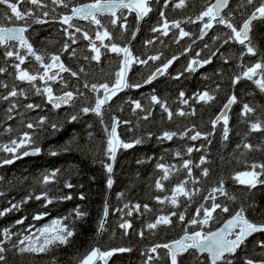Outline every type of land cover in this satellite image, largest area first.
<instances>
[{"label":"trees","instance_id":"1","mask_svg":"<svg viewBox=\"0 0 264 264\" xmlns=\"http://www.w3.org/2000/svg\"><path fill=\"white\" fill-rule=\"evenodd\" d=\"M87 1L92 0H65L67 8L59 4L54 5L51 0H43L47 5L43 9L30 4L21 5L22 10L32 8L36 16L48 21L43 24L30 21L31 27L26 34L33 48L45 57V63L51 62V56L59 55L65 67L78 73L76 77L70 72L52 69L49 74L58 75L55 80L47 83L37 80L35 85H31L18 81L16 70L12 67L18 61L14 57H5V48L0 47V67L7 69L6 72L0 73V144H7L23 131H29L33 135L34 143L27 146V150L31 152L33 148L41 149L39 154L29 156H22L25 149H20V159L15 160L13 164L0 166V177H3V180H0V192L4 193L0 196V211L10 208L12 204L19 205L17 209L0 216V239H3L5 228L13 233L11 240L5 243L8 249L5 253L6 264H79L83 256L97 245L102 250L130 249L115 253L107 264H170L167 249L158 248L155 253L151 252V249L179 238L186 228L188 232L200 230V226H191L188 221L196 218L201 205L211 206L213 201L208 198L210 194L215 195L216 203L226 205L229 212L217 209L210 223L203 226L204 232H210L220 226L241 207L246 208L245 215L248 219L256 223L264 222V184H257L256 188L251 189L235 179L238 173L250 171L252 163H264V131L250 130L252 122L264 121V92L246 78L241 79L239 83H233L234 78L242 75L247 67L264 58V21H253L250 33L257 55H243L242 58L241 54L246 49L238 42L228 40L230 29L224 25L214 23L201 37L203 22L197 21L196 16L213 0H187L183 8L175 7L179 0H152V11L140 22L136 13L125 9L123 13L126 16L127 30L121 29L119 23L116 26L111 25L108 16H101L99 18L112 35L111 41L106 38L98 42V29L94 24L87 20L74 19L72 23L80 27L82 32L75 33L76 43H72L64 31L67 25L62 24L60 18L70 12L73 6ZM258 3L259 0H256V5ZM256 5H248L246 0H232L224 15L230 16L234 25L239 28ZM5 11V6H0V25L23 23L2 19ZM43 11L49 12V15L43 17ZM161 12L164 13L163 17ZM189 18L195 22H190ZM165 19L169 22L168 34L153 32V28H162ZM173 21H180L181 28L190 35L181 38L179 29L171 27ZM85 31L100 49L99 61L91 59L95 53L89 40L83 38ZM99 31L102 32L103 29ZM69 32L74 33V29H69ZM150 40L152 43H147ZM225 40H228V43H224ZM65 43L70 45L67 51L63 47ZM110 43L121 47L129 44L133 55L140 59L162 55L159 60H149L146 65H131L128 82L143 84V87L127 88L120 92L104 106L101 122V117L92 112L85 114L81 109L94 106L96 96L90 87L85 88L84 84L107 82L111 85L115 80V73L120 69L122 54L118 56L104 47ZM73 50L75 55L72 54ZM20 51L24 54V50ZM174 56L178 59L174 60L163 75L157 76L150 84H144L145 79ZM193 59H210L211 62L202 67L197 66L195 72L185 71ZM22 68L35 72L38 65L34 58L29 56ZM81 68L84 69L83 72L80 71ZM3 84L8 87H3ZM45 86H50L54 95H61L66 91L73 92L75 99L55 108L48 103L46 94L42 92ZM14 87L18 93L23 90L24 94L3 99ZM36 87L41 89V94L36 93ZM205 91L215 99L210 103L198 102L196 95ZM181 92L185 94L183 98L180 97ZM152 95L167 103L173 113L171 119L159 104L151 102ZM233 95L237 97V102L231 106L228 114L229 133L228 139L225 140L223 121L217 122L215 128L212 121ZM184 99L188 100V104L182 103ZM135 100L140 101L142 109L133 111L134 105L131 101ZM28 104L39 107L28 109ZM244 104L254 108L255 112L248 116L242 115ZM12 105H15V108L9 113L8 109ZM193 109L195 115L187 114ZM181 110L186 115H178ZM9 115L13 118L9 119ZM74 115L77 119L71 120ZM145 115H148V119H144ZM41 117H46L42 126L31 130L25 127L29 122L36 124ZM113 118L121 122L119 131L123 141L133 142L141 139L142 143L130 149L121 148L113 171L109 174L105 167L111 163L106 153L108 135L105 128L111 130ZM125 121L127 123H124ZM52 124L58 126L56 130L52 129ZM9 126L12 128L10 133L5 131ZM189 129L192 131H188ZM166 131L178 135L172 140L161 139ZM197 131L202 134L201 137L195 141L191 140L189 137ZM185 132L187 135H181ZM246 143L252 144L254 149L249 151L244 148ZM189 147L194 149L191 154L187 153ZM53 152L57 154L52 155ZM177 152L181 153L179 157L175 155ZM11 156L10 153L0 151V161ZM201 157H204L206 162L196 167ZM186 160L192 161L191 178L187 176V169L181 167ZM158 163L175 166L169 178L161 181L163 190L156 187V181L163 175L162 170L156 167ZM203 168L209 170L207 177L202 175ZM56 170L58 172L55 178L47 184L43 183V177ZM109 177L113 180L111 188L107 185ZM260 179L264 180V176ZM185 180L188 181L186 188L199 190L191 200L180 196L178 206H173L169 201L160 203L156 199L171 197L172 189ZM193 180L198 182L193 184ZM220 181H223L228 196L219 192L212 193L213 188L219 187ZM67 184L72 187H67ZM43 193H47V197L52 199L51 204L45 206L44 199H35V196ZM81 195L84 199L80 198ZM29 196L32 199H27ZM66 196H71V199H64ZM25 200L27 202H24ZM126 204L129 207L125 208ZM136 204L141 205L139 210L134 208ZM144 205H148L147 210ZM106 207L108 215L101 231L100 222L104 218ZM75 209L87 215L83 219H75ZM173 212L177 215L171 216ZM43 213H48L43 220H33L35 215ZM180 214L185 216L183 222L178 219ZM162 215L171 216L172 223L160 225L155 229L147 227ZM65 216L69 217L65 221L68 224H72L75 219L73 226L76 233L67 246L53 248L46 254L39 255L20 254L12 247L18 239L30 234L28 229L31 225L39 228L54 218ZM202 218L201 210L199 219ZM21 219L23 224H17L16 221ZM126 221L131 223V228L121 229L119 225ZM32 231L34 232L35 228H32ZM141 232L143 236L140 235ZM261 241H264V233H254L236 254L229 258L233 264H244L245 259H264V249L259 246ZM193 252L194 256L190 254ZM149 256L153 257L150 261ZM196 257H199L200 264H211L207 253L196 250H190L178 259L181 264H197Z\"/></svg>","mask_w":264,"mask_h":264},{"label":"snow or ice","instance_id":"2","mask_svg":"<svg viewBox=\"0 0 264 264\" xmlns=\"http://www.w3.org/2000/svg\"><path fill=\"white\" fill-rule=\"evenodd\" d=\"M54 5H63L65 8L68 7V4L65 3V0H51ZM152 0H94L93 3L82 4L77 7L71 8L70 15H62L60 20L61 23L67 25L64 29L66 34L68 35L69 40L72 43H76L75 33H81L82 29L77 27L72 23L74 19L87 20L91 24H94L97 27L96 39L103 41L104 39H109L111 41L112 35L102 23L99 17L108 16L109 23L113 26H116L119 23V26L123 30H127L126 16H124L123 10L127 9L130 12H135L137 18L143 19L148 16L152 11L151 5ZM248 5H256V0H246ZM22 4H30L35 8L43 9L46 8L47 5L43 3V0H0V6H5L6 11L3 13L2 19H5L9 22H23L17 26L7 27L0 26V47H4V56L7 58H15L17 63L13 64L12 67L16 70V80L21 82H27L31 85H35L37 80L51 81L55 80L58 73L49 74L53 68H59L60 72H70L73 77L78 75L77 72L71 71V69L65 67L63 62L60 59L59 55H53L50 57L51 62L45 63V57L38 53L33 45L29 42L28 37L25 33L28 32V29L31 27V23L43 24L48 21L42 19L41 17L36 16L35 12L32 8H28L26 10H22ZM187 4V0H179L178 3L175 4L176 8H183ZM229 0H215V3H210L208 6L204 8L203 11L196 16L197 21L203 22V27L201 29V37L206 34V30L211 29L214 23H218L224 25L226 28L230 29V34L228 35V40H234L238 42L240 45H243L246 51L241 54V58L243 55H257V50L254 46L252 38L250 37V32L252 31L253 21L261 20L264 21V0H259L258 5L254 7V10L248 15V17L243 21L242 25L238 28L232 22L230 16L222 15V12L225 8L228 7ZM167 5H165L166 7ZM120 13V15H118ZM49 12L43 11L42 16L47 17ZM161 17L164 16V13H160ZM207 18V19H206ZM190 22L192 21L189 18ZM180 21H173L171 23L172 28L179 29V36L181 38L187 37L190 35L189 32L184 31L181 28ZM69 29H74L73 32H69ZM99 29H103V31H99ZM139 29H137L138 31ZM169 30V22L165 19L163 21L162 28H153V32H162L163 35H167ZM83 38L88 39L89 43L92 45V51L95 53L91 57L92 60L99 61L101 58L100 49L96 46L95 42L91 40L88 36V33L83 32ZM135 38V34H133V39ZM228 40H225L224 43H228ZM147 43H152V41H148ZM64 50L67 51L70 45L68 43L64 44ZM105 48H108L112 53L120 56L122 54V63L120 66V70L115 73V80L110 85L109 83H101V84H91L89 85L87 82L84 84L85 88H89L90 90L96 94L94 106L91 107H83L81 111L85 114L92 112L98 117H101V122H103V109L104 106L109 104L111 99L116 96L119 92L127 89V88H141L143 84H130L127 80V73L131 68V65L135 63L146 65L149 60L157 61L160 59V55L149 56L147 59H140L133 55L131 49L127 46L121 47L116 43H110V45H104ZM20 50H24V54H21ZM75 55V50L72 52ZM199 55V54H197ZM215 55V53L213 54ZM31 56L36 61L38 68L35 72H30L26 68H22V65L25 64L28 57ZM87 59V58H86ZM178 59V57H172V59L167 60V62L163 63L161 67L156 69V72L152 73L147 79H145L144 84H150L153 80L157 78V73L163 75L170 65L174 62V60ZM210 59H206L203 61H199L197 59H193L188 64L185 71L187 72H195L198 67H202L204 64L210 63ZM43 69L41 72L40 70ZM7 69L0 67V73L6 72ZM81 72L84 71L83 68L80 69ZM182 75V73H181ZM178 78V77H177ZM246 78L247 80L253 81L259 89L264 92V58L261 59L260 62H256L253 65L246 68L243 71L242 75L236 76L233 80V83H239L241 79ZM3 87L7 88V84H3ZM101 90H103L101 95ZM37 94H41V89L39 87L35 88ZM43 94H46L48 103L52 104L53 107L59 108L62 104L68 103L75 99V94L70 91H66L63 95L55 96L53 94V89L50 86H45L42 90ZM23 95L24 92L21 90L19 93L14 87L7 96H4L3 99L7 100L9 97H16L17 95ZM83 95V93H80ZM184 93H180V97H184ZM198 102L210 103L215 99V97L209 92L205 91L203 93H198L195 97ZM150 100L154 104H159L163 111L168 114V118L171 119L173 113L169 110L167 103L161 101L156 95H152ZM237 102V97L235 95L231 96L224 105V111L218 115L215 120L212 121L213 128H215L217 122L223 121V137L225 140L228 139V110L230 106ZM134 105L133 111L137 109H142V105L139 100L131 101ZM182 103L188 104V100H182ZM28 109H34L39 107L38 105L28 104L26 105ZM15 108V105H12L8 112L11 113ZM255 109L250 107L248 104L243 105L242 115L248 116L250 113H254ZM150 111L148 115H150ZM190 115H195V110L193 109ZM148 115L144 116V119H148ZM178 115L184 116L186 113L184 111H179ZM9 119L13 117L9 115ZM77 117L74 115L71 117V120H76ZM46 121V117H41L36 124L31 122L27 123L25 127L27 129H34L38 126H42ZM121 122L116 118H113V123L111 126V131H108L105 128V131L108 135L107 140V148L106 153L112 161L116 159V153L119 149H130L135 145L141 144V139H136L133 142H125L120 139L117 134V127ZM124 123H127L125 121ZM53 130L57 129L56 124L51 125ZM250 130L252 132H260L264 131V121L257 120L250 124ZM7 132H11L12 128L9 126L5 129ZM188 131H192L189 129ZM91 135V134H89ZM178 134L175 132H164L161 139L172 140L173 137ZM181 135H187V132L182 133ZM200 132H195L194 135H191L189 138L193 141L197 140L201 137ZM34 143L33 135L29 131H23L17 138L11 139L7 144H0V151L4 153H10L12 156L10 158H5L0 161V166L10 165L21 158V154H18L20 149H25L22 152V156L36 155L39 154L40 148H33L32 151L27 150V146H30ZM244 148L252 151L254 146L252 144H244ZM193 148L189 147L187 149V153L191 154L193 152ZM199 150V149H196ZM52 155H56L57 153L53 152ZM177 157L181 155L180 152L175 154ZM206 162L204 157H201L200 162L196 167H200ZM192 161L186 160L182 164V168L187 169V176L189 178L192 177ZM106 170L109 174L113 171L112 164L105 165ZM156 167L162 170L163 175L159 180L156 181L157 189L163 190L164 185L161 183L163 180H167L169 178V174L172 171V168L175 166H168L162 163H158ZM250 171L238 173L235 179L244 185H247L249 188L254 189L257 187V184H264V180H261L260 177L264 176V163H252L250 165ZM259 169V171H257ZM179 170V169H177ZM58 170L51 172L48 175L43 177V183L47 184L52 179L55 178ZM209 174V170L207 168L202 169V175L207 177ZM241 177H245L246 179H241ZM0 180H3V177H0ZM198 181L193 180L192 183L195 184ZM188 181H182L178 183L173 189V195L171 197H164L161 199L160 197H156V199L160 203H164L165 201H169L173 206H178V198L180 196L186 197L188 200H191L192 197L196 194L198 189L189 190L186 188ZM113 184V180L109 177L107 181V185L111 188ZM67 187L71 188V184H67ZM219 192L221 195L228 196V193L224 190L223 181H220L219 187L213 188L212 193ZM4 195L3 192H0V196ZM123 195V194H121ZM84 199L83 195L80 197ZM212 199V204L210 207H204L201 205V208L197 210L196 218L188 221V224L191 226H200V230L193 231L189 233L187 228L185 229L184 235L173 242L156 245L151 249V252H157L158 248H165L168 250V256L170 258V264H181V261L178 259L184 253H189L190 250H196L200 253H207L208 257L211 260V264H233L230 256H234L238 249L241 248L242 245L245 244V241L252 236L254 233H264V222L256 223L245 215L246 208L241 207L235 214L226 221L224 226L215 232H204L203 226L208 225L210 221L213 219V213L216 212L217 209H220L222 212H229V208L226 205H221L215 202L216 197L213 194H210L209 197ZM27 199H32L29 196ZM36 200L44 199L46 201L45 206L47 204H51L52 199L47 197V193H43L42 195L35 196ZM64 199H71V196H66ZM230 199H235V197H230ZM24 202H27L26 200ZM19 207L18 204H12L10 208L4 209L0 211V216H3L7 212H11L13 209H17ZM129 207L127 204L125 208ZM141 205L136 204L134 208L139 210ZM146 210L148 209V205L143 206ZM201 210L203 212V218L199 219L201 215ZM119 211V210H118ZM131 215V212L128 213ZM48 215V213L37 214L33 217V220L40 221L43 220L44 217ZM87 214L81 212L79 209L74 210V218L75 219H83ZM108 215L107 207L105 208L104 216ZM177 213H171V216H176ZM171 216L162 215L159 216L154 223H150L147 225L149 229H155L160 225H170L172 223ZM69 217H57L44 224L43 226L36 228L35 225H31L28 229L30 234L24 235L22 238L18 239L15 243L12 244V247L15 248L20 254L29 253L34 255L46 254L51 251L53 248L67 246L70 244L72 238L75 236V228L74 223L75 219H73L72 224L65 223ZM179 221L183 222L185 220V216L180 214L178 216ZM23 219L17 220V224H23ZM104 221L100 222V228L103 229ZM121 229H129L131 228L130 222H123L119 225ZM32 228H35V231H32ZM13 233H11L10 229L5 228L3 230L2 236L3 239H0V262H4L6 264V256L5 253L8 249L5 247V243L11 240ZM143 236V232L140 233ZM259 246L264 249V241H261ZM130 251L127 248H118L113 249L111 251L101 252L99 248H93L90 252L83 256V258L79 261V264H96L97 259H104L105 264H107V257L113 255L114 252H126ZM191 255H195V253H190ZM153 257L149 256L148 260H152ZM197 264H200L199 257H196ZM244 264H264V259L260 261H255L253 259H245Z\"/></svg>","mask_w":264,"mask_h":264},{"label":"water","instance_id":"3","mask_svg":"<svg viewBox=\"0 0 264 264\" xmlns=\"http://www.w3.org/2000/svg\"><path fill=\"white\" fill-rule=\"evenodd\" d=\"M230 1L231 0H229V4H230ZM94 1H87V2H84V3H81V4H79V5H82V4H88V3H93ZM213 3H215V0L213 1ZM229 4H228V6H229ZM79 5H77V6H79ZM77 6H74V7H77ZM226 9V8H225ZM224 9V10H225ZM223 10V11H224ZM223 13V12H222ZM71 14V12H69V13H67V14H64V15H70ZM78 19V18H77ZM144 19V18H143ZM143 19H139L138 18V22H140V21H142ZM17 25H19V24H14V25H7V27H12V26H17ZM0 26H2V25H0ZM251 33V32H250ZM25 35H26V33H25ZM127 47H129L130 48V45L128 44L127 45ZM131 49V48H130ZM120 70V69H119ZM129 73H130V70L128 71V73H127V80H128V78H129ZM160 74L159 73H157V76H159ZM122 92V91H121ZM120 93V92H119ZM118 93V94H119ZM117 94V95H118ZM63 95V94H62ZM116 95V96H117ZM55 96H60V95H55ZM116 96H114V97H116ZM113 97V98H114ZM113 98L111 99V101L113 100ZM110 101V102H111ZM228 102V101H227ZM227 102L225 103V104H227ZM108 105V104H107ZM232 106V105H231ZM231 106H230V109H231ZM230 109L228 110V114H229V112H230ZM225 109H224V106L222 107V109H221V111L218 113V115H220V113L222 112V111H224ZM217 115V116H218ZM216 116V117H217ZM117 119V118H116ZM118 120V119H117ZM222 121V120H221ZM220 122V121H219ZM117 134L119 135V137H120V139L122 140V137H121V135H120V132H119V126L117 127ZM118 152H119V150L117 151V153H116V157H117V155H118ZM116 160V159H115ZM110 164H112V166L114 167V164H115V161H112L111 160V163ZM112 179V178H111ZM112 187V186H111ZM107 212H108V207H107ZM233 216V215H232ZM232 216H230L228 219H230ZM106 218H107V216L105 217L104 216V218H103V221H104V224H105V221H106ZM228 219H226L220 226H218L217 228H215V229H213V230H211V232H215V231H217V230H219L220 228H222L223 226H224V224L226 223V221L228 220ZM103 228H104V226H103ZM103 229H101V231H102ZM189 233H191V232H189ZM184 235V234H183ZM183 235H181L179 238H177V239H175V240H178V239H180ZM175 240H172L171 242H173V241H175ZM171 242H169V244L171 243ZM95 248H99L100 249V246L99 245H97ZM113 249H118V248H112V249H108V250H101L100 249V251L101 252H106V251H111V250H113ZM115 253H118V252H114L113 253V255L115 254ZM112 255V256H113ZM112 256H110V257H107L106 259H107V262H109V260L111 259V257ZM98 261H101L103 264H105V261H104V259H97V261H96V264L98 263ZM257 262L258 261H260V260H256Z\"/></svg>","mask_w":264,"mask_h":264},{"label":"rangeland","instance_id":"4","mask_svg":"<svg viewBox=\"0 0 264 264\" xmlns=\"http://www.w3.org/2000/svg\"><path fill=\"white\" fill-rule=\"evenodd\" d=\"M101 40H99L98 42H100ZM54 70H58L59 68H53ZM241 179H246L245 177H241Z\"/></svg>","mask_w":264,"mask_h":264}]
</instances>
